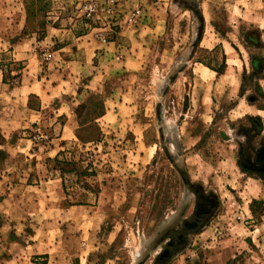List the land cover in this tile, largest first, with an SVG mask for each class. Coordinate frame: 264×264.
Wrapping results in <instances>:
<instances>
[{
  "label": "rangeland",
  "instance_id": "obj_1",
  "mask_svg": "<svg viewBox=\"0 0 264 264\" xmlns=\"http://www.w3.org/2000/svg\"><path fill=\"white\" fill-rule=\"evenodd\" d=\"M0 264H264V0H0Z\"/></svg>",
  "mask_w": 264,
  "mask_h": 264
},
{
  "label": "built area",
  "instance_id": "obj_2",
  "mask_svg": "<svg viewBox=\"0 0 264 264\" xmlns=\"http://www.w3.org/2000/svg\"><path fill=\"white\" fill-rule=\"evenodd\" d=\"M97 6L93 2H85V4L82 5V12H83V17L92 20L97 17ZM134 15V14H132ZM49 58V56H48Z\"/></svg>",
  "mask_w": 264,
  "mask_h": 264
},
{
  "label": "trees",
  "instance_id": "obj_3",
  "mask_svg": "<svg viewBox=\"0 0 264 264\" xmlns=\"http://www.w3.org/2000/svg\"><path fill=\"white\" fill-rule=\"evenodd\" d=\"M215 72H219L218 70H215Z\"/></svg>",
  "mask_w": 264,
  "mask_h": 264
}]
</instances>
